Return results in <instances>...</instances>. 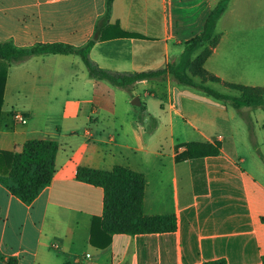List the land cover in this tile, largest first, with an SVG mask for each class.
Masks as SVG:
<instances>
[{"label":"crops","instance_id":"1","mask_svg":"<svg viewBox=\"0 0 264 264\" xmlns=\"http://www.w3.org/2000/svg\"><path fill=\"white\" fill-rule=\"evenodd\" d=\"M215 2L115 0L110 23L146 38L100 40L90 57L119 73L164 68L183 53L185 41L204 29ZM241 3L230 0L219 23L230 11L242 10ZM105 11L106 0H0V41L83 45ZM228 26L230 20L219 27L222 37L205 64L221 79L213 86L224 92L231 90L226 82L264 88L255 66L259 57L249 67L247 57L234 54L246 48L227 51L224 46ZM226 105L178 83L169 72L124 87L93 77L77 54L44 53L13 63L3 93L0 150L21 152L33 138L56 140L59 149L54 178L32 203L0 183V264H199L220 258L259 264L264 159L239 151L229 121L222 130L233 138L219 131L218 115ZM17 110L25 122L14 120ZM228 112L225 119L235 117ZM215 139L221 151L203 158L195 179L191 160L176 155L185 149L182 144ZM80 166H125L144 173V213L176 214L177 229L118 233L108 247H94L91 223L103 212L104 190L79 180Z\"/></svg>","mask_w":264,"mask_h":264},{"label":"trees","instance_id":"2","mask_svg":"<svg viewBox=\"0 0 264 264\" xmlns=\"http://www.w3.org/2000/svg\"><path fill=\"white\" fill-rule=\"evenodd\" d=\"M114 1L106 0V11L98 19L94 35L83 45L39 42L29 46H17L12 39L0 41V116L8 68L13 63L23 62L33 55L44 53L77 54L93 77L116 86L130 87L139 80L158 78L169 72L178 83L193 86L216 99L230 101L236 108L260 104L264 100L262 87L226 82V86L238 92L236 95L216 88L213 84L221 82V79L205 68L206 61L222 37L218 22L227 10L230 0H216L204 29L184 42L185 49L177 59L164 68L135 73L104 69L90 57L92 47L100 40L118 37L146 38L141 33L124 30L118 23H110ZM182 145H185V149L179 152L176 158L191 160L195 179L199 169L203 167V158L218 155L222 147V143L217 139L212 142H191ZM179 146L181 145H178V148ZM58 149L59 143L56 140L33 138L25 143L21 152L0 150V183L26 204L32 203L54 178ZM77 178L104 190L103 212L92 218L89 235L90 244L98 249L108 247L114 234L172 232L178 227L176 214L144 213L146 177L142 172L125 166H115L112 170L80 166ZM199 264L229 263L225 258H220ZM259 264H264V256Z\"/></svg>","mask_w":264,"mask_h":264},{"label":"rangeland","instance_id":"3","mask_svg":"<svg viewBox=\"0 0 264 264\" xmlns=\"http://www.w3.org/2000/svg\"><path fill=\"white\" fill-rule=\"evenodd\" d=\"M241 5L242 10L240 8V11L236 14L230 11L229 17H223L220 23L218 22V29L220 30L230 20L228 29H231V31L228 35L226 34L228 38H226L224 46H227V51L234 47L246 48L238 50V52L235 51L234 54L247 57L244 62L249 67H252L256 62L253 59L254 56H258L259 60L255 66H258L264 85V0H243ZM243 32H249L248 36L243 35ZM238 62L240 63V60ZM227 93L238 94L233 89ZM225 102L227 110L218 115L217 125L219 126V131L223 133L226 139L231 140L230 137L233 138V136L222 130L226 128V125H229L227 124L229 121L230 126L234 127V140L237 142L239 151L247 157L264 159V100L260 104H250L244 109L236 108L230 101ZM228 111H234L235 117L228 120L225 119L228 118ZM215 137H218V133L215 134Z\"/></svg>","mask_w":264,"mask_h":264},{"label":"built area","instance_id":"4","mask_svg":"<svg viewBox=\"0 0 264 264\" xmlns=\"http://www.w3.org/2000/svg\"><path fill=\"white\" fill-rule=\"evenodd\" d=\"M13 116L16 122H25L27 118L22 111H18V110L14 112Z\"/></svg>","mask_w":264,"mask_h":264},{"label":"water","instance_id":"5","mask_svg":"<svg viewBox=\"0 0 264 264\" xmlns=\"http://www.w3.org/2000/svg\"><path fill=\"white\" fill-rule=\"evenodd\" d=\"M139 99V98H138Z\"/></svg>","mask_w":264,"mask_h":264}]
</instances>
